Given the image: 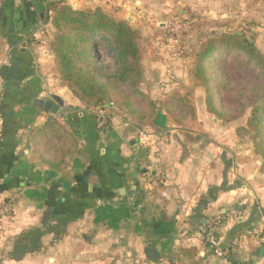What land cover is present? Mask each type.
<instances>
[{"label":"crops","instance_id":"1","mask_svg":"<svg viewBox=\"0 0 264 264\" xmlns=\"http://www.w3.org/2000/svg\"><path fill=\"white\" fill-rule=\"evenodd\" d=\"M49 3L0 0V264H223L198 226L225 215L218 236L228 248L264 223L261 161L199 114L191 128L176 123L169 111L188 90L189 64L163 62L151 48L134 98L157 105L156 126L116 107L99 130L41 41ZM54 96L65 115L33 107ZM11 199L7 219L1 208ZM183 205L194 207L190 221L179 216ZM230 258L264 264V243L243 240Z\"/></svg>","mask_w":264,"mask_h":264},{"label":"rangeland","instance_id":"2","mask_svg":"<svg viewBox=\"0 0 264 264\" xmlns=\"http://www.w3.org/2000/svg\"><path fill=\"white\" fill-rule=\"evenodd\" d=\"M52 2L68 0H51ZM77 2H81L82 7L79 8L71 2L65 4L77 11L101 10L117 21L127 22L133 30L140 33L144 48L142 72L143 60L149 48L158 51L163 62L168 59L172 63L189 64L187 70L189 73L184 77L187 79L188 90H185L187 91L184 93L185 96H179L169 111L176 117L177 124L185 126L184 129L191 128L189 121L194 120L196 114H199L207 119L209 127L220 126L229 130L230 134L226 131V135H230L227 138H230L233 144H244L259 161H264V125L259 124L258 130L254 115L257 110L261 112L263 107L264 78L258 66L250 61L248 56L233 52L222 44L228 36H240V39L252 43L264 57V0H77ZM49 5L50 3L48 10ZM55 11H46L47 15L51 13L50 23L47 24L46 18H43L37 27L43 32L41 41H45L44 45L52 52L59 33L52 25V18L57 12ZM178 37L182 41L180 51L175 44ZM211 45H214L216 52L210 66L203 58V53ZM100 56L104 66L109 68L114 66L116 55L106 46H100ZM144 61L146 65L147 60ZM200 66L206 67L207 70L202 73L199 71ZM211 67L215 74H212ZM177 78L182 80L183 76ZM123 91L136 95L135 90L129 85L123 86ZM189 91H192L196 98L194 102L187 98V95L191 96ZM172 93L174 96L177 95V92ZM134 96L133 100L137 106L145 107V104H148L135 99ZM114 102L117 106V102ZM186 116L188 118L185 120ZM255 148L260 151V156L256 154Z\"/></svg>","mask_w":264,"mask_h":264},{"label":"trees","instance_id":"3","mask_svg":"<svg viewBox=\"0 0 264 264\" xmlns=\"http://www.w3.org/2000/svg\"><path fill=\"white\" fill-rule=\"evenodd\" d=\"M49 9L57 11L52 18V25L59 31L56 43L53 44L58 73L63 83L86 109L96 113L107 109L111 104L115 105L116 101V107L123 109L139 125L156 126L159 111L157 105L149 102L145 107H139L133 100L134 95L123 91V86L129 85L137 94L145 78L141 67L144 48L140 33L133 30L127 22L117 21L101 10L77 11L64 2H52ZM239 37L228 36L222 44L233 52L248 56L258 66L264 78V57L252 43ZM100 46H106L116 55L112 68L104 66ZM215 52L214 45H211L203 53V58L210 66ZM206 70V67H199L202 73ZM212 74H215L213 68ZM209 79L210 77L206 80ZM262 106L261 112L257 110L254 113L258 130L261 124L264 125V102ZM255 150L259 155L260 151ZM260 170L264 172V161L261 162Z\"/></svg>","mask_w":264,"mask_h":264},{"label":"built area","instance_id":"4","mask_svg":"<svg viewBox=\"0 0 264 264\" xmlns=\"http://www.w3.org/2000/svg\"><path fill=\"white\" fill-rule=\"evenodd\" d=\"M181 42L182 41L179 37L175 39V44L178 47V51L182 49ZM115 108L116 106L114 104H111V106L107 109L100 110L95 113L98 120L99 130L107 129L110 127L113 121ZM140 142L142 146L151 145L152 138L147 134H143L141 135ZM148 176L154 182H157L161 179V176L159 174H154L152 170L149 169ZM14 204V199H11L10 201L6 202L1 208V213L4 217H7V219L11 218V216L13 215ZM179 216L184 221H190L194 216V207L192 205L181 206ZM224 220L225 215L221 214L210 219L206 224L198 226L199 232L204 236V239L207 242L213 255L216 258L220 259L223 264H261L256 261L235 262L230 258V254L231 251L234 250L243 240L245 241L251 238L264 243V223L260 226L250 227L244 230L231 242L228 248H224L222 247L218 236V229L223 224Z\"/></svg>","mask_w":264,"mask_h":264},{"label":"water","instance_id":"5","mask_svg":"<svg viewBox=\"0 0 264 264\" xmlns=\"http://www.w3.org/2000/svg\"><path fill=\"white\" fill-rule=\"evenodd\" d=\"M54 100L52 99H34L33 100V107L42 109L44 112L52 115H57V114H64L65 112L61 108L62 102L57 98L53 97Z\"/></svg>","mask_w":264,"mask_h":264}]
</instances>
